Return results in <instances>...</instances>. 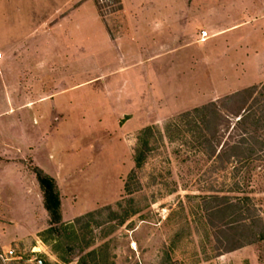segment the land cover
Returning <instances> with one entry per match:
<instances>
[{
  "label": "rangeland",
  "instance_id": "1",
  "mask_svg": "<svg viewBox=\"0 0 264 264\" xmlns=\"http://www.w3.org/2000/svg\"><path fill=\"white\" fill-rule=\"evenodd\" d=\"M15 3L28 12L21 50L51 43L64 54L79 24L85 51L82 75L71 51L63 63L7 71L15 92L6 83L0 92V255L7 259L0 264H264V153L223 169L222 153L209 158L191 136L171 144L164 133L182 113L264 84V0ZM95 21L108 39L100 56L111 59L99 69L89 49ZM65 68L73 78H64ZM102 69L115 75L103 77ZM147 127L163 140L155 136L127 195L137 137ZM253 132L264 139L263 130ZM34 167L57 185L58 224ZM210 186L247 205L244 224L252 227L238 235L253 243L226 253L230 238L206 212L215 204ZM220 218L211 221L220 226Z\"/></svg>",
  "mask_w": 264,
  "mask_h": 264
},
{
  "label": "trees",
  "instance_id": "2",
  "mask_svg": "<svg viewBox=\"0 0 264 264\" xmlns=\"http://www.w3.org/2000/svg\"><path fill=\"white\" fill-rule=\"evenodd\" d=\"M257 128L264 131V84L236 92L223 99L221 104L209 103L182 113L165 127L164 133L171 144L183 135L191 136L209 158L215 155L218 157L222 153V168L225 169L233 164L239 167L248 165L258 153H264V139L254 136L253 130ZM157 135H160L162 141L163 137L153 127L144 128L139 133L133 152V170L125 183L127 195L130 193V186L137 180L136 175L151 157L152 143ZM34 172L44 194V207L52 224H58L60 197L57 185L37 167H34ZM207 192L212 194L208 200L215 203L206 209L210 225L223 236L230 238L225 245L226 253L253 243L254 239L246 240L238 235L247 227L244 224V216L249 212L247 205L239 199L231 201L227 197L215 195L216 191L212 186ZM216 216H221L219 220L223 222L222 225L215 226L212 223L211 218ZM231 217L232 219H228ZM250 227L252 224L247 229ZM53 231L51 229L49 232ZM225 232L229 234L225 235Z\"/></svg>",
  "mask_w": 264,
  "mask_h": 264
},
{
  "label": "crops",
  "instance_id": "3",
  "mask_svg": "<svg viewBox=\"0 0 264 264\" xmlns=\"http://www.w3.org/2000/svg\"><path fill=\"white\" fill-rule=\"evenodd\" d=\"M28 12L22 11V7H18L16 5L15 0H0V51H2V54L4 55L3 62L2 60L0 61V92L2 90V87H10L12 89V93L15 92V87L14 86V79L13 75H9L7 73L8 69H14L16 66V63H28V65L31 64V68H35V65L33 63L37 62H48L51 60H54L55 62L63 63L68 61L67 57V52L66 51H71L75 52L73 53L70 58V61H72L76 70L74 73L76 75H82L83 73V62H84V51H85V46L83 44V38L84 35L81 33L80 35L76 36V32L82 31L84 28L82 26H79V24H76L72 30L71 33H67L70 35L68 39H70V44L66 48L64 45V54H58L54 53L53 50L57 48L55 44L48 43L49 45L46 49L39 50L38 52H34L35 47L34 46H29L25 50H21L20 46L24 45L23 39L25 37L24 31L28 27V20L26 18V15ZM82 25V22H79ZM92 43L91 47V59L93 64L97 63L96 67L101 66V64L104 61H110V57L105 59V57L100 56L101 55V41L103 40L104 42L107 41L108 39L106 38V35L104 33V29L101 26L99 22H93L92 24ZM78 36H80L78 38ZM96 38L100 39V42H96ZM208 37L206 36L205 40ZM203 40V41H205ZM98 41V40H96ZM104 42H102V45H104ZM106 44V43H105ZM107 45V44H106ZM110 45H108L109 47ZM61 47V46H60ZM61 53H63L62 50H60ZM11 63V65H9ZM14 63V64H12ZM78 63H81L80 70L78 68ZM109 69V68H108ZM73 69H64V78H73ZM103 70V69H102ZM101 70V72H102ZM100 71V70H99ZM103 77H111L112 75H115V71L111 72V70H103ZM100 73V72H99ZM11 82V83H9ZM6 83V85H5ZM29 86V85H28ZM33 88H35V85H31ZM78 85H76L77 87ZM26 86H19V88H24ZM26 90H29V88H25ZM11 92V91H10ZM17 92V91H16ZM12 109V106L10 107Z\"/></svg>",
  "mask_w": 264,
  "mask_h": 264
},
{
  "label": "built area",
  "instance_id": "4",
  "mask_svg": "<svg viewBox=\"0 0 264 264\" xmlns=\"http://www.w3.org/2000/svg\"><path fill=\"white\" fill-rule=\"evenodd\" d=\"M206 36H207L206 32H202V33H201V41L205 40ZM0 58H1V53H0ZM12 254H13L12 251H9V252H8V255H9V256H11ZM0 259H1L2 261L7 260V259H4L1 255H0Z\"/></svg>",
  "mask_w": 264,
  "mask_h": 264
}]
</instances>
